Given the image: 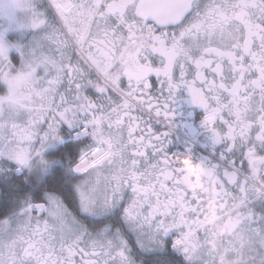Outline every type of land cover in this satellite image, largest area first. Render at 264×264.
I'll return each mask as SVG.
<instances>
[{
  "label": "snow or ice",
  "instance_id": "snow-or-ice-1",
  "mask_svg": "<svg viewBox=\"0 0 264 264\" xmlns=\"http://www.w3.org/2000/svg\"><path fill=\"white\" fill-rule=\"evenodd\" d=\"M0 264H264V0H0Z\"/></svg>",
  "mask_w": 264,
  "mask_h": 264
}]
</instances>
